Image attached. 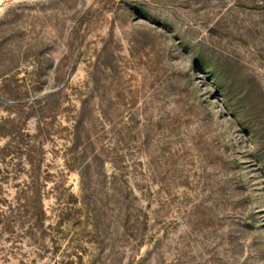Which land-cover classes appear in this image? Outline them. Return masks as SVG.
<instances>
[{"label": "rangeland", "instance_id": "374dc122", "mask_svg": "<svg viewBox=\"0 0 264 264\" xmlns=\"http://www.w3.org/2000/svg\"><path fill=\"white\" fill-rule=\"evenodd\" d=\"M0 264H264V0H0Z\"/></svg>", "mask_w": 264, "mask_h": 264}]
</instances>
